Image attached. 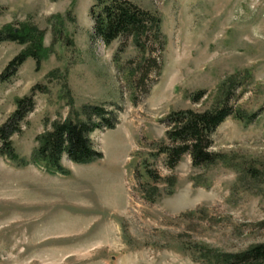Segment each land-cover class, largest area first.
Returning a JSON list of instances; mask_svg holds the SVG:
<instances>
[{"label": "rangeland", "instance_id": "obj_1", "mask_svg": "<svg viewBox=\"0 0 264 264\" xmlns=\"http://www.w3.org/2000/svg\"><path fill=\"white\" fill-rule=\"evenodd\" d=\"M129 1L162 18L159 68L143 83L158 45L95 38L94 0H0V29L29 23L49 49L0 83V127L39 86L12 137L18 159L0 152V264H205L191 247L236 254L264 243V182L235 169H264V0ZM25 49L0 44V75ZM227 97L235 111L256 114L251 123L229 117L214 132L211 150L228 161L196 168L185 155L170 168L158 154L163 120ZM86 104L118 114L114 129L91 135L103 159L64 156L66 174L32 163L36 137Z\"/></svg>", "mask_w": 264, "mask_h": 264}, {"label": "trees", "instance_id": "obj_2", "mask_svg": "<svg viewBox=\"0 0 264 264\" xmlns=\"http://www.w3.org/2000/svg\"><path fill=\"white\" fill-rule=\"evenodd\" d=\"M93 21V36L101 39L109 46L117 40L132 37L138 48L146 51L145 43L153 40L149 62L152 67L140 79L141 83L151 72L158 70L165 39L162 33V18L155 12L144 10L129 0H94L90 9ZM45 33L29 23L21 24L18 28L7 25L0 29V44L14 42L26 46L25 51L12 59L5 71L0 75V83L10 81L20 67L33 58L37 65L47 56L49 49L44 46ZM160 46V47H159ZM33 94L17 100V109L8 121L0 127V152L12 160L18 159L13 146L12 137L21 134L22 123L35 108ZM205 96L203 91L193 95V102H200ZM229 97L221 106L205 111L192 109L172 112L163 122L166 125V139L158 148V154L167 155V164L174 169L185 155H189L196 168L215 165L226 158L219 152H213V134L217 128L229 117L251 123L256 114H248L233 109L229 105ZM119 122L116 111H111L103 104H86L80 110L73 111L64 121H56L52 129L36 137L37 146L31 158L32 163H40L47 171L66 174L62 158L67 156L76 164H91L103 159V154L94 146L91 135L98 130H112ZM228 161L227 159H225ZM24 166L28 165L21 160ZM25 162V163H24ZM239 167V166H238ZM236 170L253 182H264V169L257 167H235ZM148 176L154 181L162 180L158 174L147 169ZM172 185V182H171ZM184 248L186 247L183 244ZM195 260L205 264H264V243L233 254L223 253L206 245L191 247Z\"/></svg>", "mask_w": 264, "mask_h": 264}]
</instances>
